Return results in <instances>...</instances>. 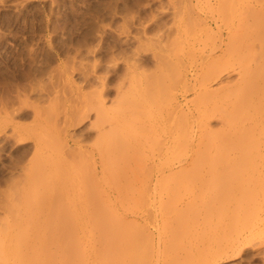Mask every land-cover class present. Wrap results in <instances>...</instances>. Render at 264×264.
Segmentation results:
<instances>
[{"label":"rangeland","instance_id":"374dc122","mask_svg":"<svg viewBox=\"0 0 264 264\" xmlns=\"http://www.w3.org/2000/svg\"><path fill=\"white\" fill-rule=\"evenodd\" d=\"M187 4H188V2H186V0H179V1L178 0H0V197H1L0 198V264H114V263L115 264H124V263H126V261H124V260H126L125 255L127 254L126 253L127 251L125 250V253H126L125 254L123 252L124 250L122 251V248L124 249L126 247V245H128L127 248H130L131 244L129 243L130 244V246H129V244H127V243L130 241L132 243V240L133 241L135 240V242H133V246L131 249L133 252H131L130 249H128V252L131 253L133 256H134V253L137 252L135 254L137 256L136 259L137 260L139 258L142 259L141 261H139V263L136 261L137 263H135V264H140V262H141V264H144V263L145 264H161V263L162 264H168V263L169 264H180L181 262H182V264H196L198 261L199 262L197 264H206V261L204 263L203 257L205 259L206 256H204V255H206L205 253H207V249H209L208 248L209 247V245H208L209 244V240H208L209 239L208 238L209 230L207 229L209 227V225L207 223H209V222H207L208 219H206L208 217V213H207L208 209L206 210V208H204L205 206L208 208V206L204 202H206L208 194L209 193L211 194V191L214 192V190L215 189L218 190V188L220 190V189L224 188L225 185H227V183H229L228 185L230 186L231 181L229 182L226 179V176H224L222 179L223 180L226 179V181L220 180L221 182H223V183H221L222 185H220V181L218 179H216V178L213 179L212 177H208L206 173H203L205 169H202L203 172H201V174L199 173L198 176H197V174L201 169L199 171L196 170L194 172L190 171V170L188 172L187 169L185 172L184 170L183 171L179 170L178 167H175L174 170L168 169V170H166L162 173H159L157 175L158 179L159 178L160 179H159V181H156V185H158V186L155 185V191L150 189V188H152V186H150V188H148L146 190V188L149 187L148 185H153V183L150 181V178H149V176L151 174L146 173V172H145L146 175H144L145 174L144 172L139 174L138 173L139 170H138L136 172V175L138 173L139 177L136 178L134 176L136 170H133L134 173L131 172L132 170L131 171L128 170V173H126V174L128 175L130 173L129 178L131 180L130 181L131 184H129V182L126 183L125 181H124V183H126V185L127 184L131 185L130 188H133V191L129 190V191H127V193L131 191L130 193L133 195H131L130 193H128V194L126 193L128 195V198L126 197L127 200L125 199L126 201H123L122 204L110 205V203L109 204L108 203H106V204L102 203V204H97V205L92 204L93 206H91L90 204H86L84 202H82V203L78 202L77 203V202L73 201L74 202L73 203L70 201L68 203V201H66L67 204L64 202L63 204L62 203L61 204L60 203H57V204L54 203V205H53V203L50 204L49 202H40V201H36L34 199H33V202L32 201L26 202L27 200L22 202L23 200L19 201V199H17V198H16L17 200H15L16 203L13 202L14 201L13 196H16L18 194H19L18 197L19 196L24 197V194H26L27 198L30 195L32 198L34 196H35L34 198H37L36 197L37 193H39L38 195L41 196L44 193H48V192L50 193L51 191H54L53 189L58 187V186H56V184L57 185L60 184L59 185L60 187L62 185H64V183L57 182L58 179L60 178V174H59L60 168L56 163L55 164H53V163L48 164L49 166H47V167L50 169V171L48 168H46L45 172L41 173V174L40 173L38 174L34 171L35 170L34 167H36L39 164L36 162H40V160H39V156H36L35 154H33L34 148L32 149V147H34L33 146V144H34V139H33L34 135L33 134L35 131H36L35 134H37V135H39L37 132H41L40 133L41 137H43L45 135L43 137L45 144L43 141V143H42L43 145H41L40 148L38 149L40 151V153H41L42 149H43V151H45V149L48 150L49 146L50 147H51V145L55 146V144H54V143H56V142H54L55 139L52 138V137H54L53 136L54 134L50 135L49 132L51 133L52 131L50 130V128L46 129V127L48 126V124H51L53 122L51 120H54V118L56 116H58V117L63 116L62 118H64L65 117L64 115L68 114L71 110V109H68L70 107L69 105H71L70 108L74 107L76 109L81 110L80 113H83L82 111L85 110V109L83 110L84 106H87L86 110L89 106L90 110L89 109L88 110L90 112H89L88 117L86 116V118H83V120L79 118L80 119L79 122L76 123L75 125H71V127L69 129H71L70 132H72V130H73L75 138L79 139V142L81 144H85V145L90 146V147H92V145L95 144L96 141H94V140H97V137H96L97 128H95V126L97 125V123L93 124L94 122H90V121H95V118H94L95 114H93L95 112H93V110H91V105L92 104L94 105V103L97 102V100L95 98L97 96V95L95 96V94H96L95 91L101 89V88H99V86L101 83L100 81L103 80L102 77H105L103 82H105V84H106V88L102 90V91H104L103 96H106L105 98L102 96V98H104L107 102L105 105L109 106V104H110V105H114V106L117 105L118 106L119 104L121 105V103H124V102H121V103L119 102L116 104L117 100L119 101L117 95L120 96V94L124 93V92H122V90L125 91L126 87L130 86L129 85L130 83H128L129 86H124V84H125L124 81L126 82L125 85H127V82H130L129 76H126L127 72H125V71L128 70V67H127V65L129 66L128 63L133 62V60H134L133 57H135V60H136V62H133V63L140 65V66L136 65L137 70L139 71L142 69L143 72L145 71V73H147L148 71L151 72L152 70H154V68H155V71H157V68H156L157 65H155V63H156V59H158V55L156 54V56H157V58H156L153 55L154 52L160 53V55L165 56V58H168L171 56L170 58H168V59H170V62L172 63L175 60L176 62H175V64L173 63V65H176L178 63L174 67L181 66V67H179V69H181V68L185 69L186 67H187V69H191L190 68V67H192L191 64L194 63V61H195L194 59H195V57L197 58L198 55L195 51H191L189 49H188L189 51L193 52V55L191 54L192 57L188 55L191 52L189 53V51L187 50L188 47H186L187 46L186 41L189 38L194 36V34H193L194 31L196 32V33L195 32L194 33H195V35L197 34L198 39H201L206 35L208 36L209 34L205 35L204 32H203L204 36H203L202 32L200 33V30L202 28L201 24H203V22L201 21V18H202V20L205 19L206 16H208L209 18H212L213 15H218L217 13L218 12L220 13V11L222 9L220 8L221 6H219V3L217 4L215 2V0H213V1L212 0H206V1L205 0H193V2L191 4H188V6L192 5L191 8H193L192 14L189 15L190 13L184 12L187 9H189V7L186 6ZM217 6L219 7L220 11H218ZM180 10H182V13L180 12ZM189 11H190V9H189ZM175 12L176 13L180 12L181 13V14H179L180 16L179 15L177 16V14H175ZM193 13H194V15H193ZM186 14H188L189 16ZM174 15H176V17ZM195 16L196 17L198 16V17L194 18ZM178 17H181V18L179 19ZM198 18L200 20L197 21ZM209 18H206V19H209ZM178 19H179V21H178ZM194 19H196V21ZM198 22H199V24H198ZM199 26H200V29H199ZM162 27H164V28H162ZM197 30L199 31L198 33H197ZM170 31H172V32H170ZM174 31H175V33H174ZM188 32H189V34H193L192 36L190 35L189 38L187 37L189 35ZM199 34H200V36H199ZM169 35L172 38H170ZM185 37H187V38H185ZM212 37H214V36L212 35ZM204 38L207 39V37H204ZM209 38L207 40H205L207 42V45L210 44L209 42H211V40L213 41V39H211V38L209 39ZM135 39H137L140 42L135 41ZM175 39L177 41L175 42V44H173ZM185 39H186V41H185ZM263 39H264V37H263ZM141 41H142V43H141ZM143 41H144V43H143ZM167 41H168V43H167ZM170 41H172V42H170ZM200 41H198V44L196 43V45L199 46V44L202 43L201 47L207 46V45H203V42H205V41H203V40H202L203 42L202 41L200 42ZM176 43L179 45H177ZM168 44H169V46H172L174 48L169 47ZM160 47H161V49H160ZM176 47L177 48L182 47L183 50H182V48H181V50L178 49V53L176 52V54H175V51H177ZM263 48H264V45H263ZM247 49H249V48H247ZM192 50H194V49H192ZM256 50H257L256 52H258V47ZM134 51H135V54H134ZM130 52H131V54H130ZM132 55H133V57H132L133 60L131 59L132 61L129 62ZM178 55L180 56L179 57L180 59L177 57ZM256 55H259V56H256L257 60L255 63H257L260 60L259 63H263L261 65L264 68V62L261 61L262 58H263L262 60L264 61V55L261 54L262 58H261L259 53ZM193 56H195V57L193 58ZM174 57H176L177 59H175ZM171 59H172V61H171ZM190 59H192L193 62H191ZM178 60H180V61L178 62ZM157 63H158V61H157ZM218 63H221V62L218 61ZM218 63H216V65H218ZM184 64H186L185 67H184ZM261 65L258 67L260 70L262 68ZM125 67H127V68H125ZM138 67H140V68H138ZM146 67H147V69H146ZM258 68H257V74L260 73V70ZM177 69H178V67H177ZM177 69L175 68L174 70H177ZM231 70H233V69H231ZM231 70L227 71V72H229V74L227 72L223 71V73H221V75L218 78L212 80L209 83L210 88L211 87H213L214 89L216 88L217 90H220L222 93L219 91L220 93L218 92L217 94H214V97L213 96H212V98L208 97L209 102L208 101L205 102V100L207 99L206 97H205L206 99H202V101H201V98H199V100H197L198 103L201 101V103L204 104V102H205L204 105L207 106V107H205L206 109L211 107V108H209V109H211L210 111H209V109L207 110L208 112L216 110L215 111L216 114H214L213 118L210 119L209 125H208L209 127L211 125L213 127V128L211 127L212 128V132H211L212 134L210 132H208V136L206 135L207 133L205 134V136L209 137V139L211 138L210 139L211 141H209L207 143L205 142L206 149H205V147H204L205 150L202 148L203 149L202 153H205V152L207 153V151H209V150L211 152L216 153L217 151L215 149L221 150V152L224 151V153H225L227 150V149L225 150V148H228V146H229V148L234 149V150L229 149L228 151L237 152V153H238V151H245L247 148H246V146H243V145H247V144L246 143H244V144L240 143L241 140H243V138L245 139L244 142L247 140H248L247 143L249 142L247 147L249 146V144H251L250 147L253 146V148L255 149V147H257V146H254L256 142H257L256 145H258V146L260 145V142H262L264 145V137H263L264 136V134H263L264 133V120L259 121V123H257L258 121L254 122V123L252 121H245L244 120L245 123L242 121V116L244 117L246 111L244 112V110H243L244 108H240L239 105H237L239 103H237L236 99H234V96L240 91V88H239L240 85L239 84L237 85L239 89L235 85V83H236L235 80H236V78L240 77V75L238 73L235 75L236 71H234L232 73ZM96 72H97V74H96ZM141 72H140V75L143 76L144 73H141ZM261 72H262L261 76L263 77L264 76V70L262 69ZM255 73H256V71H255ZM123 74H125V75H123ZM98 75H99V77H97ZM120 75H121L122 79H121ZM252 75H253V73H252ZM83 76H85V78ZM138 76H139V74H138ZM201 76H204V75H200L199 78ZM127 77H128L127 80H129V81L126 80ZM262 77H260V78L263 79ZM100 78H102V79H100ZM227 78L229 80H226ZM230 80H232L235 83H233L232 81L228 82ZM119 81H121V82H119ZM175 82H177V81H175ZM227 83H229V84L231 83L233 86V90L235 89L236 91L235 90H234L235 92L232 90L230 91V89H232V88H229V89H226V91H225L226 93L224 94L223 89L222 90L218 89V88H221L222 85L227 84ZM173 84H174V87L176 86V90H174V88L172 90L175 91L177 94H179L177 99L180 98L179 99L180 101H183V99H186V100L190 99L191 100L192 98L193 99L195 98V94H194L195 91L194 90H190V91L186 92L185 96H182V95H180L181 92H179V90H178L179 85H177V83H174V82H173ZM119 85H120L121 89H120ZM122 86H124V87H122ZM118 87H119V89H118ZM123 88H125V89H123ZM227 92L228 93L233 92L232 94L230 93L232 96H230V94H228L229 96L226 95ZM239 93L237 95H239ZM241 94H242V92H241ZM226 96H227V98H225ZM236 96H235V98H236ZM51 97H53V99ZM123 97H124V95H123ZM123 97L122 96L119 97V98H121L120 99L121 101H122ZM202 98H204V97H202ZM230 98H231V101H229ZM47 99H49V100H47ZM94 99L96 100V102H94ZM105 100H104V102H105ZM111 100H113V101L116 100V101L113 102ZM124 100H125V98H124ZM224 100L225 101L228 100V104H226L224 102ZM216 104H217V107H216ZM218 104L220 105L221 108L219 107ZM36 105H37V107L39 106L40 109L37 108ZM123 105H125V104H123ZM224 106H226V108H223ZM251 106H252V104L250 106L248 104L247 106H242V107H245L246 108L245 110L249 111L248 112V114H249L251 109L253 110V108H251ZM34 107H36L37 109ZM55 107H56V109H55ZM78 107H80L82 109H80ZM227 107L229 109L231 108L230 110L232 112L230 110H229V112L226 111L229 113V116L228 115H227L228 117L225 116V118H228L227 120L226 119L225 120L226 121L229 120V121H228V123L225 122V124H224L223 119L219 118V116L217 117L216 115L219 114L217 111L221 110L222 108L224 110L225 109L227 110ZM252 107H254V106H252ZM43 108H44V110H43ZM213 108H214V110H213ZM218 108H220V109L218 110ZM45 109L47 112L45 111ZM47 109L48 110L50 109L52 113L50 114L49 113L50 110L48 111ZM62 109L64 111H62ZM241 109H242V112L244 115H242L241 112L238 113ZM262 109H264V108L262 107ZM37 110L39 111V113ZM79 110H75V109L72 110L71 112H72L73 116L74 115L76 116V114H74V113L78 114ZM66 111H67V113L64 114ZM221 111H220V113H223V110H221ZM32 112L33 113L35 112V113L32 114ZM45 112L47 113V115ZM262 112H260V114ZM193 113H194L193 117L192 116H190V117L192 120L195 116V118L192 121L196 123V121H197L196 111ZM213 113L214 112H212V114ZM41 114H43L44 116ZM54 114H56L55 117H54ZM34 115H36V117ZM50 115L52 116V118H50V120H49ZM225 115H226V113H225ZM240 115H242V116H240ZM11 116H12V118H10ZM39 116H41V117H39ZM46 116H48V117H46ZM262 116H264V113ZM8 118H9V120H8ZM46 118H48V119H46ZM35 119H36V121H35ZM178 119L180 122H182V121L184 122V120H185L184 119L181 121L182 118H178ZM219 119H222V121ZM74 120H75V118H74ZM74 120H73V122H74ZM77 120H78V118H77ZM77 120H76V122H77ZM240 121H242L241 124H243V126L240 124ZM30 122H32V123H30ZM39 122L42 123L43 126ZM47 122H49V123H47ZM250 122L254 124L253 125L254 127L250 126L249 130L250 129L251 130L249 131L248 128H246V126H249ZM35 123H39V124H35ZM90 124H92V125H90ZM250 125H252V124H250ZM12 126L17 127V128L13 129ZM28 126L31 129L28 128ZM40 126H42V127L40 128ZM221 127H222V129H221ZM240 127H242V128L240 129ZM243 127H244V130L246 129L245 133L243 131ZM195 128H198V126L195 125L194 129ZM258 128L260 129L259 132L256 131ZM39 129L40 130L43 129V130L40 131ZM223 129H225L224 132H222ZM254 129H255V131H254ZM208 130H210V129H208ZM241 130H242V132H241ZM261 130H263V131H261ZM43 131L44 132L46 131L47 134H45ZM219 132L221 133V135ZM237 132H238V134H237ZM213 133H215L216 135H214ZM255 133H257L259 136L256 135ZM80 134H81V136H80ZM240 134L242 137L238 136ZM245 134H246V138H245ZM15 135L18 138H16ZM20 135H22V137H20ZM93 135H94V137H93ZM187 135H188V133L183 135V136H187ZM212 135H213V138H212ZM252 135H254V136H252ZM49 136H51L50 139H49ZM110 136L108 137L109 139H110ZM155 136H157V135H155ZM181 136H182V133H181ZM222 136L224 138H226V140L228 137V140H230V141L227 140L228 142L226 141L227 143H225L224 142L225 140L223 139ZM47 138H48V140H45ZM105 138L107 139V136L103 137L102 139L104 140ZM217 138L219 140H221V139L223 140V141H219L220 145L218 147H220V146L223 147V146H225L224 144H227L225 148H221V147H220V149H218V147L216 148L217 145L215 142L217 141L216 140ZM235 138H236V140H235ZM52 139H53V141H52ZM183 139H184V137H183ZM254 139H256V142ZM156 140L157 139L155 138L154 142H156ZM208 140H206V141H208ZM233 140H235V141H233ZM238 140H239V143L241 144V145L238 144L239 147L243 146V147H245L244 148L245 150L243 149V147L242 148L240 147L241 149L238 150L239 149L238 146L235 145V143ZM104 141H107V140H104ZM183 141H184V144H186V141L185 140H183ZM183 141L181 140L179 143L183 144ZM212 141H215L214 142L215 144L211 143ZM72 142L73 141L71 140L70 143L73 146L74 144ZM89 142H91V143H89ZM157 143H159V142H157ZM160 143H162V142L160 141ZM160 143L157 145L155 144V146L154 145L152 146V144H151V146H149V147L152 148V149L150 148L151 150L155 151L156 147L158 145H160ZM179 143H177V144L175 143V145H177L176 147L178 149H175V151L173 153H170V155L172 157L168 154L167 158H166V156L159 158V159H162L161 160L162 163H166V164L168 163L169 164L170 162L177 160V158L181 154V151H183L184 147H186V145H184V144L179 145V147H178ZM208 143H209V146H208ZM210 143L213 144L214 146L212 145L213 147H211ZM230 143H232V144H230ZM233 143L236 147H234ZM262 143H261V145H262ZM203 145H202V147H203ZM147 146H146L145 152L150 153V151H149L150 149L147 151ZM209 147H211V148L208 149ZM214 147H215V149H214ZM27 148H29V149H27ZM92 148L94 149V146ZM212 148L214 150H212ZM236 148H237V150H236ZM26 150H27V152H25ZM253 151L254 150L252 149V147L250 148L249 152L246 150V152H248L249 154ZM40 153H38V154H40ZM241 153H243V152H241ZM150 155L151 154H149V156ZM173 155H176V156H173ZM19 156L20 157L23 156V157L20 158ZM35 157H36V159H35ZM50 157H52V155ZM50 157L48 156V158H50ZM18 158L20 159L21 162L19 161ZM85 159H87V160H85ZM91 159L93 161L92 156L90 158L89 155L86 158H82V157L79 158L80 161L78 160L76 163H74L76 165H74L72 167V170L69 169L70 171H68V173H70L72 171L70 174H74V173L77 174L78 172L80 174H82L86 170L88 172V169L90 171V168L93 169V164L92 165L90 164L92 162ZM159 159H157V161ZM146 161H150V160L147 159ZM159 163H160V160H159ZM175 163H177V162H175ZM85 165H87V166H85ZM82 166H85L86 168L89 167V168L86 169L84 167L85 170H83ZM90 166H92V167H90ZM112 168L116 169L115 167H112ZM112 168L109 167V169H111V170L108 169V172L112 171L113 170ZM177 169H178V171H177ZM22 172H24V173H22ZM34 172H35V174H34ZM114 172L112 174L111 173L109 174L106 171L105 172L106 175H104L105 178L106 179H110V178L114 179L116 177ZM118 172H120L121 176H122L123 170H122V172L120 170ZM195 172H197V173H195ZM131 173H133V175ZM126 174H125V176H126ZM190 174L194 175V177ZM202 174H203V176H202ZM35 175L38 179H36ZM107 175H110V176L112 175V177L109 178V176H107ZM113 175H115V177ZM236 175H238V174H236ZM118 176H119V180L123 181V178L125 176L123 175L124 177H121L122 179L120 178L119 173H118ZM140 176L141 177L143 176V177H142V179H139L140 180L139 181L138 178H141ZM204 176L206 178H203ZM145 177H147V178H145ZM198 177H199V179H197ZM228 177H230L229 179L232 180V176H230V174H229V176L227 174V178ZM238 177H240V176H238ZM105 178L101 179V181H102V182H100L101 184H105V182L107 181V180L106 181L104 180ZM129 178L128 179L126 178V179L129 180ZM148 178H149V180H148ZM236 178H234L232 180V182H234V184L238 183V181H239V180L237 181ZM195 179H196V181H195ZM203 179H206V180L209 179L210 181L207 180L206 182H203ZM30 180H32L31 181V182H33L32 184L28 183ZM146 180H147V182H146ZM214 180H215V182L218 180L219 183L216 182L217 183L216 184L215 182H213ZM108 181L111 182V179ZM144 181L146 183H149L148 181H150V183L146 184V183H144ZM198 181L201 182L200 183L201 186L198 185V188H197L195 186H197V184H199ZM208 181H209V183H207ZM235 181H237V182H235ZM210 182L211 183L213 182L212 185L214 188L212 187ZM83 183H84V185H86L85 181ZM87 183H89V182H87ZM96 183L98 185L100 184L98 182H96ZM106 183H108V182H106ZM260 183L263 184L264 182H262V180H261ZM144 184H146V188H145V186H143ZM228 185H227V187H228ZM231 185H233V183H231ZM18 186L20 187L21 191L19 190ZM135 186H137V187H135ZM138 186L139 187L141 186L144 191L142 189L140 191L141 187L139 188ZM206 186L207 187L210 186V187H212V189L209 190V189H207ZM216 186H218V187H216ZM259 186H260V184L258 185V188L260 189L259 194L256 195L255 198L258 197V199H262L264 197L261 198L262 195L260 196V193H262L261 190L262 189L264 190V188L262 185H261L262 188ZM52 187H54V188H52ZM127 188H128V186H127ZM135 188L140 193H142L139 198H141L143 196V194L146 193V194H144V197L147 195L146 197H148L149 201H147L148 199L146 197L145 198L147 200L145 199L146 200V202L144 201L145 204H143L144 202L142 201V200H144V199H142L144 197L141 198L142 200H139V201L136 200L135 201V197H137V199H139L138 194L140 195V193L136 192ZM137 188H139V189H137ZM160 188L162 190H160ZM194 188L196 189V191ZM25 189L27 192L25 191ZM34 189H35V191H34ZM156 189H158L157 190L158 192L156 191ZM191 189H192L193 193L194 192L197 193L196 196L194 194V197H193V193L191 192ZM199 189L202 190L203 194H202V192H200L201 190H199ZM14 190H15V192H14ZM16 190H19L20 192L16 191ZM148 190L151 191L150 194H147ZM171 190H172V193H171ZM216 190H215V192H217ZM23 191H25V192H23ZM30 191H31V194H30ZM153 191L155 193L154 195L152 194ZM4 192H5V194H4ZM16 192H17V194H16ZM206 192H208V193H206ZM21 193L23 195H20ZM28 193H29V195H28ZM73 193L74 192H72V194ZM156 193L157 194L159 193L158 196ZM190 193H192V194H190ZM198 193H199V195H198ZM129 195L131 196V198ZM134 195H136V196H134ZM151 195L154 198V200L152 199ZM191 196L195 199V202L198 203L199 205L194 202V199L191 198ZM31 197H29V199ZM167 197H169V198H167ZM199 197L201 199H199ZM11 198H13V201H11ZM255 198L253 197L254 200H252V202L256 203L255 204L256 207L254 206V204H252L253 206L251 205V203H252L251 201H249L250 205L249 204L248 205L250 207H253L256 209L257 204H258V207L260 208L259 210L261 211V209L264 208L263 207L264 201H263V203H261L262 201L258 200V201H260V203H257V201H255V200H257V198L256 199ZM151 199H152V202H151ZM170 199H171V201L172 200H175V201L171 202ZM188 199H191V200H188ZM204 199H205V201H203ZM196 200L197 201L199 200L200 202L199 201L197 202ZM262 200H264V199H262ZM191 201H192V203H191ZM189 203L191 206H189ZM185 204L186 205L188 204V205L186 206ZM88 205H90V206H88ZM182 206L183 207L185 206V207L182 208ZM94 207H96V208H94ZM147 207L150 209H148ZM158 207H160V208H158ZM168 207H170V209ZM171 207H173V209ZM174 207H176V208H174ZM179 207H181V208H179ZM187 208H188V210H187ZM198 208H200L199 209L200 211L198 210ZM255 209H254V211L256 212L257 209L256 210ZM182 210H183V212H182ZM185 210H187V211H185ZM248 210H249V208H248ZM167 211H168V213H167ZM176 211L179 213H177ZM249 211H251L252 214L248 213L250 216L249 217L247 216V217H248V219L250 218V220H251V216L255 215L256 213L253 212L251 209ZM139 213H141V214H139ZM196 213H198V215ZM147 214H150V215H147ZM200 214H202L203 217L205 214L206 215L203 218V217H201L202 215H200ZM187 215H188V218H187ZM189 215H191L194 219H192V218L190 219L191 216H189ZM142 216H144V217H142ZM147 216H148V218H147ZM166 216L168 218H166ZM184 216H186L185 219L187 218L186 220L189 224L187 222H185L186 220H184ZM194 216L195 217L198 216V217H196L198 219H196ZM131 217L133 218V220H134V218H135V220L137 219V221H136L137 224H136L135 220H134L135 223H133V220H131L132 219ZM201 218H202V220L204 219L203 222H202ZM128 219H129V221H128ZM148 219H149V221H148ZM130 220L132 221L131 223H129ZM190 220H191V222H190ZM193 220L197 221V222H194ZM241 220H242V223H241L242 225H243V223L244 224H248V223L251 224L250 222H248L250 220H245V217H244V219H241ZM252 220H253V218H252ZM252 220H251V222H252ZM165 221H167V222H165ZM244 221L248 222V223H245ZM127 222L129 223V225ZM146 222H147V224H146ZM142 224L143 225L145 224V225L143 226ZM238 224H239V222H238ZM132 225H134V226H132ZM179 225L181 226V228L179 227ZM66 227L71 228L69 230L70 233H68L69 231L67 229H66V231H68V232H66V231L64 232V229ZM75 227H76V229H75ZM146 227H148V228L146 229ZM162 227L164 230L162 229ZM176 227H177V229H176ZM92 228H93V230H92ZM156 228H157V230H156ZM135 229H137V230L133 232V230H135ZM173 229L175 230V232ZM199 229L200 230L202 229V230L199 231ZM146 230H147V232H146ZM131 231L133 233H135L136 235L135 234L132 235ZM151 231L153 234H151ZM171 231H173L174 233ZM192 232H193V234H192ZM127 234L128 235L131 234L130 237H128ZM147 235H149V236H147ZM171 235H172V237H171ZM196 235H197V237H196ZM131 236H133V239L131 238ZM145 236L147 237L146 239H145ZM175 236H177V237H175ZM200 237H202V238H200ZM125 238H127V239H125ZM128 238H129V241H128ZM174 238H175V240H174ZM206 238H208L207 239L208 241H206ZM147 239H149V240L147 241ZM178 239H180V241ZM150 240H151V242L149 243ZM188 240L190 242V245H188L189 242H186ZM166 241H168V242H166ZM168 243H170V244H168ZM196 243H197V245H196ZM147 245H149V246H147ZM163 245H164L165 250L163 249ZM181 245H182V247H181ZM187 245H188L187 248L184 247V249H182L183 246H187ZM198 245L199 246L201 245L202 247L201 246L199 247ZM150 246H152V247H150ZM177 246H179L178 247L179 250H178ZM134 247L136 248V250ZM140 247H142V248H140ZM189 247H190V250L189 251L187 250V252H190L189 253L190 255L186 252V249H188ZM139 248L141 251L140 250L138 251ZM145 248H147V249H145ZM194 248H196V250ZM174 249H176V250H174ZM197 249H198L200 254L195 253V252H198ZM142 250L144 251V253ZM149 250L152 251L151 255H149L150 254ZM164 252H165V254H163ZM192 252L194 254H196L197 257H196V255H195V257L192 256V254H191ZM202 252H203V254H202ZM185 253H187V254H185ZM171 254H172V256H171ZM176 254H181V255L183 254V255L182 256L179 255V257H178ZM143 255L146 257L147 256H149V257L146 258ZM185 255H186V257H185ZM198 255H200V256H198ZM163 256H165V257H163ZM155 257H157V258H155ZM241 257H243V258H241ZM241 257H237L238 259L234 258V259L228 260L229 262L226 261V262L221 263V264H264V259L253 260L251 258L246 257L245 255H243ZM117 258H118V260H117ZM173 258L175 260H173ZM180 258H181V260H184V261H179ZM186 258H187V262H186ZM164 259H165V261H164ZM116 261L118 263H116ZM162 261H164V262H162Z\"/></svg>","mask_w":264,"mask_h":264},{"label":"bare ground","instance_id":"6f19581e","mask_svg":"<svg viewBox=\"0 0 264 264\" xmlns=\"http://www.w3.org/2000/svg\"><path fill=\"white\" fill-rule=\"evenodd\" d=\"M179 1V0H178ZM206 1V0H205ZM213 1V0H212ZM186 2H188V4H191L193 2V0H186ZM215 2L218 4L219 3V6H221L220 8L222 9L220 11L219 7H218V11H220V13L218 12L217 14L218 15H213L212 18H209L208 16H206V18H209V19H203L201 18V21L203 22V24H201L202 28L200 30V33L204 32V34H209L208 36H203L204 37H207V39L210 37L211 39H213V41L211 40V42H209L210 44L207 45V42L203 36V38L201 39H198L197 37V34L195 35V33L193 32L194 36L189 38V36L193 35V34H189L188 32V40L186 41L187 43V50H191V51H195L197 53V58L195 56H193V58L195 57V61L193 64H191L192 67H190L191 69H187V67L185 69L181 68L179 69V67L181 66H177V67H174L176 65H173V63L175 64V60L171 63L170 62V57L168 58H165V56H162L160 55V53H153V55L157 58L156 54L158 55V59H156V63L158 61V63L155 65H157V71H155V68L154 70H152L151 72L148 71L147 73H145V71L143 72V70H137L136 68V65L138 64H135L133 62H136L135 60V57H133V55L131 56L130 61L133 60V62L131 63H128L129 66L127 65L128 67V70L125 71L127 72V75L126 76H129V80L130 82H127V85L126 82L124 81V86H129V87H126L123 88L125 89L122 90V94H120V96L124 97L122 98V101L120 100L121 98H119L120 96L117 95L119 101L117 100L116 104L117 103H121V102H124V103H121V105L119 104L118 106H114V105H110L107 106L105 105L107 102L106 100L104 99L106 96H103L104 95V91H102L103 89L106 88V84L104 81L105 77H102L103 80H101L100 82V86L99 88H101L100 90H97L95 91V98L97 100L94 99V105L92 104L91 105V110H93V114H95V121H90V122H94L93 124H96L97 125L95 126V128H97V133H96V137H97V140H94L96 141L95 144H91L92 147L94 146V149L90 146H87L85 144H81L79 142V139L75 138L74 136V133H73V130L72 132H70L71 129H69L71 127V125H75L76 123L79 122L80 119L83 120V118H86V116L88 117L89 115V106L86 110V107L87 106H84L83 110L82 111L83 113H80L81 110L79 109H76L74 108L75 110H79L78 111V114L77 113H74L76 114V116L72 114V110H74L73 108H70L71 105H69L67 108L68 109H71L70 112L68 114L67 111L64 113L66 115H64L65 117L62 118L63 116H56V114H54V120H51L53 121L51 124H48V126L46 127V129L50 128V130L52 131L51 133L49 132V134L53 135L54 137H52L53 139H55L54 143L55 146L51 145V147L49 146L48 147V150L45 149V151H43V149L41 150V153L40 151L38 150L40 148L41 145H43V137H41V132H37L39 135L35 134L34 132V144L32 147V149L34 148V153L36 156H39V160L40 162H36V163H39L35 168V172L36 173H44L46 168H48L47 166H49L48 164L50 163H53V164H57L60 168V178L58 179L57 182H61V183H64V185H62L61 187L59 185L56 184V187L55 189H53L54 191H51L50 193H44L42 194L41 196L38 195L39 193L36 194V197L37 198H32L31 195L29 197H31L29 199V197L27 198V195L24 194V197L23 196H19L16 195V196H13L14 197V201H13V198H11V201L15 202V200L19 199V201L23 200L22 202H24L25 200H27L26 202H33V199L36 200V201H40V202H49L50 204L53 203H66V201H68V203L71 201H75V202H79V203H86V204H90L91 206L93 205H97V204H106V203H110V205H114V204H122L123 201H126V197L128 198V192L129 190H132L133 191V188H130L131 185V180H130V176L129 174L127 175L126 173H128V170L133 172V170H136L135 171V177H139L138 173L141 174L142 172H146V173H149L151 174L149 176L150 178V181L153 183V185H148L149 187L146 188V184H149L150 181H148L149 183H146L144 181V184L143 186H145L146 190L148 188H150V186H152V188H150L151 190H154L155 191V185H156V181H159L158 179V174L159 173H162L168 169H171V170H174L175 167H178L179 170H184L186 172V169L190 171H196V170H200L197 174V176L199 175V173L201 174L202 169H205L203 173H206L208 177H212L213 179L216 178L218 179L219 181L223 180L222 178L224 176H226V179L231 183H233V185H231L230 183V186L228 185L229 183H227V185H225L224 188L220 189L218 188V190H216L217 192H214L211 191V194L209 195L208 194V197L206 199V203L208 208L205 206L204 208H206V210L208 211V217L206 219H208L207 223L209 225V227L207 228L209 230V236L208 238H206V241L209 240V249H207V253H205L206 256L205 259L203 257V260H204V263L206 261V264H221V263H224L228 260H231V259H234V258H237V257H241L243 255H245L246 257L248 258H251L253 260H262L264 259V208L261 209V211L259 210L260 208L258 207V204H257V211L255 212L253 207H250L249 205V201L252 202L253 197L255 198L256 195L259 194V188H258V185L260 184L259 187L264 188V183L261 184V180L262 182H264V145L262 142H260V145H256V139L255 140V145L254 146H257L255 147V149L252 147V149L254 150L253 152H251L250 154L248 153L250 151V145L247 147L248 143L247 141L244 142V138L243 140H241L240 143H246L247 145H243V146H246V150L248 152H246V150L244 149L245 147L243 146H240L241 148L243 147V149L245 151H238L237 152H232V151H228L229 149V146L228 148H225L227 144H223L225 146L221 147V148H225L226 152L224 153L221 152V150H217L214 149L218 152L214 153V152H211L210 150L207 151V153H202L204 147L206 149V146H205V142H209L211 141L209 139L208 136V132H212V125L209 127V121L211 118H213V115L216 114L215 111H211V112H208L207 110L211 107H209L208 109H206L204 104L205 102H207L209 100V98H212V96L214 97V94H217L220 90H217L216 88L214 89L213 87L210 88V82L216 78H218L221 73L224 72H227L228 70L232 71V73L234 71L235 72V75L238 73L240 75V77L236 78L235 82H233L232 80L228 81V82H233L235 83V85L237 86L238 84L240 85L239 88H240V91L241 92L239 93V95H236V98L234 96V99H236V102L239 103L237 105H239L240 108H244V112L246 111L245 115L243 114L242 112V109L238 112V113H242V115H244V117L242 115V121L244 122L245 121H252L253 123L254 122H257L259 123V121H263L264 120V116L263 113H264V109H262V107L264 108V76L262 77V72L261 70L263 68V66L261 64L263 63H259V61L257 63L256 60V56H259V55H256V54H261L264 55V48H263V37H264V0H215ZM179 3V2H178ZM188 4L186 5L187 7H189V9H185L186 11H184L185 13H190L189 15L192 14V9L191 6L192 5H189ZM215 4V3H214ZM176 5V4H175ZM178 5V4H177ZM195 5V4H194ZM185 6V5H184ZM185 6V7H186ZM216 6V5H215ZM216 7V8H217ZM181 8V7H180ZM177 12V11H176ZM177 16L179 14L182 13V10H180V12L176 13ZM216 12V11H215ZM196 14V13H195ZM213 14V13H212ZM211 14V15H212ZM185 15V14H184ZM188 15V14H186ZM188 15V16H189ZM194 15V13H193ZM197 15V14H196ZM176 17V15H174ZM180 16V15H179ZM182 17V16H181ZM181 17H178L179 19ZM185 17V16H184ZM198 17V16H197ZM196 16L194 18H197ZM173 18V17H172ZM191 18V17H190ZM178 19V21H179ZM189 19V18H188ZM193 19V18H192ZM174 20V19H173ZM196 21V19H194ZM200 20L199 18L197 19V21ZM194 21V22H195ZM181 22V21H180ZM165 23V22H164ZM167 23V22H166ZM199 24V22H198ZM129 28V27H128ZM164 28V27H162ZM170 28V27H169ZM199 29H200V26H199ZM198 29V30H199ZM167 30V29H166ZM165 30V31H166ZM191 30V29H190ZM197 30V33L199 32ZM130 31V30H129ZM176 31V30H175ZM174 31V33H175ZM127 32V31H126ZM172 32V31H170ZM132 33V32H131ZM179 33V32H178ZM134 34V33H133ZM173 34V33H172ZM171 34V35H172ZM211 34V35H210ZM135 35V34H134ZM133 35V36H134ZM212 35L214 37H212ZM160 36V35H159ZM170 36V35H169ZM175 36V35H174ZM196 36V37H195ZM200 36V34H199ZM185 37V38H187ZM195 37V38H194ZM170 38H172L170 36ZM198 40H197V39ZM209 38V39H210ZM167 39V38H166ZM174 39V38H173ZM171 40V39H170ZM180 40V39H179ZM205 41L203 42V45H207V46H202V43L198 45H196V43L198 44V41ZM135 41H138L137 39H135ZM173 41V40H172ZM170 41V42H172ZM177 40L175 39L174 43L176 42ZM200 41V42H201ZM140 42V41H138ZM180 42V41H179ZM199 42V43H200ZM142 43V41H141ZM144 43V41H143ZM168 43V41H167ZM205 43V44H204ZM140 44V43H139ZM138 44V45H139ZM171 44V43H170ZM177 44V43H176ZM181 44V43H180ZM263 44V45H262ZM143 45V44H142ZM179 45V44H177ZM135 46V45H134ZM169 46V44H168ZM176 46V45H175ZM182 46V45H181ZM198 46V47H197ZM169 47H172V46H169ZM178 47V46H177ZM176 47V50L175 51V54L176 52L178 53V49L181 50V48H177ZM257 47H258V52H256L257 50ZM134 48V47H133ZM174 48V47H172ZM171 48V49H172ZM249 48V49H247ZM135 49V48H134ZM161 49V47H160ZM159 49V50H160ZM164 49V48H163ZM169 49V48H168ZM194 49V50H192ZM175 50V49H174ZM179 50V51H180ZM183 50V48H182ZM188 50V51H189ZM136 51V50H135ZM135 51H134V54H135ZM189 51V53L191 52ZM153 52V51H152ZM159 52V51H158ZM165 52V51H164ZM169 52V51H168ZM194 52V53H195ZM129 54V53H128ZM131 54V52H130ZM137 54V53H136ZM166 54V53H165ZM174 54V55H175ZM193 55V52H191L190 54H188L189 56L192 57ZM168 55V54H167ZM166 55V56H167ZM183 55V54H182ZM152 56V55H151ZM153 56V57H154ZM161 56V57H160ZM176 56V55H175ZM133 57V58H132ZM178 58L180 57L179 55L177 56ZM187 57V56H186ZM126 58V57H125ZM129 58V57H128ZM175 59H177L176 57H174ZM192 58V59H193ZM259 58V57H258ZM262 58V56H261ZM132 59V60H131ZM153 59V58H152ZM180 59V58H179ZM191 60V62H193ZM263 59V58H262ZM261 59L262 62H264L263 60ZM172 61V59H171ZM180 60H178L179 62ZM218 61H220L221 63H218ZM155 62V61H154ZM216 63H218V65H216ZM180 64V63H179ZM183 64V63H182ZM186 64H184V67H185ZM220 65V66H219ZM262 66L261 70L258 68L259 66ZM140 66V65H138ZM183 66V65H182ZM125 67V68H127ZM143 67V66H142ZM154 67V66H153ZM152 67V68H153ZM189 67V66H188ZM88 68V67H87ZM124 68V69H125ZM140 68V67H138ZM150 68V67H149ZM177 69V70H174V69ZM257 68L260 70V73L257 74ZM147 69V67H146ZM258 70V71H259ZM124 71V70H123ZM142 71V72H141ZM154 71V72H153ZM256 71V73H255ZM140 72L141 73H144L143 76L140 75ZM253 75H252V73ZM95 73V72H94ZM229 74V72H227ZM251 73V74H250ZM97 74V72H96ZM126 74V73H125ZM123 74V75H125ZM139 74V76H138ZM227 74V75H228ZM122 75V76H123ZM200 75H204V76H201L199 78ZM224 75V74H223ZM85 78V76H83ZM99 77V75L97 76ZM121 77V75H120ZM124 77V76H123ZM222 77V76H221ZM231 77V76H230ZM260 77H262L263 79H261ZM100 78V79H102ZM229 78V77H228ZM226 79V80H229V79ZM97 79V78H96ZM122 79V77H121ZM120 79V80H121ZM128 79V77L126 78V80ZM225 79V78H224ZM231 79V78H230ZM127 80V81H129ZM177 81V82H175ZM218 81V80H217ZM224 81V80H223ZM91 82V81H90ZM121 82V81H119ZM174 83H177V85H179V92H181L180 95L182 96H185L186 92L190 91V90H194L195 91V98L193 99H183V101H180L178 98V95L175 91H173L172 89L174 88V90H176V86L174 87ZM128 83H130L128 85ZM220 83V82H219ZM226 83V82H225ZM105 84V85H104ZM122 84V83H121ZM176 85V84H175ZM109 86V85H108ZM107 86V87H108ZM122 86V87H124ZM232 84L230 83H227V84H224L221 86V88H218V89H223V92L224 94L226 93V89H229V88H232L230 89V91H234L233 90V86ZM120 87V85H119ZM118 87V89H119ZM178 87V86H177ZM98 88V89H99ZM129 88V89H128ZM238 88V86H237ZM238 88V89H239ZM109 89V88H108ZM121 89V87H120ZM96 90V89H95ZM127 90V91H126ZM121 91V90H120ZM236 91V90H235ZM234 91V92H235ZM221 92V91H220ZM219 92V93H220ZM222 93V92H221ZM231 94L233 92H230ZM227 92L226 95L230 94ZM106 94V93H105ZM230 94V96H232ZM241 94V95H240ZM102 96L104 98H102ZM116 96V95H115ZM229 96V95H228ZM204 97V98H202ZM207 99H206V98ZM209 97V98H208ZM53 99V97H51ZM125 98V100H124ZM184 98V97H183ZM199 98H201V101L202 99H206L204 104L201 103V101L198 103L197 100H199ZM227 98V96L225 97ZM229 98V97H228ZM107 99V98H106ZM116 99V98H115ZM233 99V98H232ZM238 99V100H237ZM49 100V99H47ZM105 100V102H104ZM113 101V100H111ZM116 100H114L113 102H115ZM231 101V98L230 100ZM209 102V101H208ZM224 102L226 104H228V100H224ZM112 103V102H111ZM114 104V103H113ZM125 104V105H123ZM194 104V105H193ZM221 104V103H220ZM225 104V105H226ZM249 104V106L252 104V107L253 110L251 109L250 113L248 114L249 111L245 110L246 108L245 107H242V106H247ZM219 105V104H218ZM241 105V106H240ZM194 106V107H193ZM257 106V107H256ZM37 107V105H36ZM34 107V108H36ZM44 107V106H43ZM83 107V106H82ZM115 107V108H114ZM213 107V106H212ZM215 107V106H214ZM216 107H217V104H216ZM220 107V105H219ZM230 107V106H229ZM27 108V107H26ZM33 108V109H34ZM39 108V106L37 107ZM36 108V109H37ZM60 108V107H59ZM80 108V107H78ZM221 108V107H220ZM218 108V110L220 109ZM223 108H226V106H224ZM221 109L223 110V113H220L221 110L217 111L219 114H217L216 116L219 118H222L223 119V122L225 124V122L228 123V121H226L228 118H225L229 116V109L227 107V110L225 109ZM35 109V110H36ZM40 109V108H39ZM53 109V108H52ZM56 109V107H55ZM65 109V108H64ZM82 109V108H80ZM89 109V110H88ZM233 109V108H232ZM44 110V108H43ZM48 110V109H47ZM50 110V109H49ZM48 110V111H49ZM61 110V109H60ZM59 110V111H60ZM211 109H209L210 111ZM214 110V108H213ZM260 110V111H259ZM38 111V110H37ZM46 111V109H45ZM62 111H64L62 109ZM196 111V123L193 122L191 120V117H193L194 113ZM228 111V112H226ZM231 111V110H230ZM263 111V112H262ZM36 112V111H35ZM34 112V113H35ZM42 112V111H41ZM47 112V111H46ZM45 112V113H46ZM58 112V111H57ZM212 112H214L212 114ZM222 112V111H221ZM226 115H225V113ZM232 112V111H231ZM252 112V113H251ZM260 112H262L260 114ZM32 112V114H34ZM39 113V111H38ZM49 113L51 114V110L49 111ZM48 113V114H49ZM61 113V112H60ZM148 113V114H147ZM236 113V112H235ZM22 114V113H21ZM37 114V113H36ZM62 114V113H61ZM82 114V115H81ZM91 114V113H90ZM224 114V115H223ZM232 114V113H231ZM43 115V114H41ZM47 115V113H46ZM80 115V116H79ZM228 115V116H227ZM13 116V115H12ZM12 116L10 118H12ZM36 117V115H34ZM44 116V115H43ZM51 116V115H50ZM49 116V120L50 118H52V116L50 117ZM78 116V117H77ZM236 116V115H235ZM41 117V116H39ZM48 117V116H46ZM233 117V116H232ZM33 118V117H32ZM75 118V120H74ZM78 118V120H77ZM80 118V119H79ZM178 118H182V120H184V122H180ZM241 118V117H240ZM44 119V118H43ZM48 119V118H46ZM178 119V120H177ZM222 119H219L222 121ZM226 119V120H225ZM230 119V118H229ZM9 120V118H8ZM74 120V122H73ZM77 120V122H76ZM91 120V119H90ZM225 120V121H224ZM236 120V119H235ZM36 121V119H35ZM38 121V120H37ZM50 121V122H51ZM179 121V122H178ZM242 121H240V124L242 123ZM7 122V121H6ZM10 122V121H9ZM46 122V121H45ZM222 122V123H223ZM32 123V122H30ZM40 123V122H39ZM39 123H35V124H39ZM49 123V122H47ZM81 123V122H80ZM245 123V122H244ZM247 123V122H246ZM253 123H249V126H246V128H248L249 130V127L250 126H253L254 124ZM256 123V124H257ZM263 123V122H262ZM13 124V123H12ZM34 124V123H33ZM42 124V123H40ZM223 124V125H224ZM252 124V125H250ZM261 124V123H260ZM50 125V126H49ZM92 125V124H90ZM198 126V128H195L194 129V126ZM243 126V124H241ZM240 125V126H241ZM248 125V124H247ZM263 125V124H262ZM17 126V125H16ZM43 126V124H42ZM40 126V128L42 127ZM45 126V125H44ZM77 126V125H76ZM214 126V125H213ZM260 126V125H259ZM13 127V126H12ZM74 127V126H73ZM88 127V126H87ZM212 127V128H211ZM254 127V126H253ZM256 127V126H255ZM3 128V127H2ZM14 128H17V127H13ZM28 128H30L28 126ZM45 128V127H44ZM85 128V127H84ZM188 128V129H187ZM190 128V129H189ZM242 127H240L241 129ZM31 129V128H30ZM29 129V130H30ZM37 129V128H36ZM182 129V130H181ZM210 129V130H208ZM222 129V127H221ZM239 129V130H240ZM253 129V128H252ZM19 130V129H18ZM23 130V129H22ZM40 130V129H39ZM43 130V129H42ZM40 130V131H42ZM84 130V129H83ZM225 129H223L222 132H224ZM246 130V129H245ZM245 130H244V127H243V131L245 133ZM247 130V131H248ZM251 130V129H250ZM249 130V131H250ZM259 128L256 130L259 132ZM15 131V130H14ZM13 131V132H14ZM38 131V130H37ZM188 133L187 136H183L185 134H187L186 132ZM193 131V132H192ZM214 131V130H213ZM216 131V130H215ZM255 131V129H254ZM263 131V130H261ZM19 132V131H18ZM27 132V131H26ZM33 132V131H32ZM44 132V131H43ZM96 132V131H95ZM240 132V131H239ZM242 132V130H241ZM240 132V133H241ZM257 132V133H258ZM20 133V132H19ZM25 133V132H24ZM45 134L46 131L44 132ZM181 133H182V136H181ZM207 133V134H206ZM220 133V132H219ZM230 133V132H229ZM243 133V134H244ZM248 133V132H247ZM257 133H255L256 135H258ZM15 134V133H14ZM107 134V135H106ZM111 136H110V135ZM205 134L207 136H205ZM212 134V133H211ZM214 135H216L215 133H213ZM238 134V132H237ZM242 134V133H241ZM240 135V137H242ZM249 134V133H248ZM252 134V133H251ZM264 134V133H263ZM25 135V134H24ZM78 135V134H77ZM95 135V134H94ZM93 135V137H94ZM110 136V139L108 138ZM157 135V136H155ZM221 135V133H220ZM16 136V135H15ZM47 136V135H46ZM81 136V134H80ZM79 136V137H80ZM107 136V139L105 138L104 140H107V141H104L102 138ZM205 136V137H204ZM218 136V135H217ZM224 136V135H223ZM222 136V137H223ZM228 136V135H227ZM226 136V137H227ZM244 136V135H243ZM249 136V135H248ZM254 136V135H252ZM259 136V135H258ZM257 136V137H258ZM263 136V135H262ZM261 136V137H262ZM20 137H22V135H20ZM19 137V138H20ZM51 136H49V139H50ZM78 137V136H77ZM92 137V138H93ZM207 137V138H206ZM225 137V136H224ZM223 139L225 140L224 142L227 143L228 141V137H227V140L226 138ZM237 137V136H236ZM256 137V136H255ZM264 137V136H263ZM262 137V138H263ZM12 138V137H11ZM16 138H18L16 136ZM155 138L157 139L156 142L155 141ZM212 138H213V135H212ZM216 138V137H215ZM221 138V137H220ZM233 138V137H232ZM238 138V137H237ZM245 138H246V134H245ZM21 139V138H20ZM26 139V138H25ZM52 139V141H53ZM84 139V138H83ZM96 139V138H95ZM102 139V140H101ZM208 141H206V140ZM258 139V138H257ZM261 139V138H260ZM17 140V139H16ZM45 140H48L45 139ZM73 141L72 143L74 144L72 146V144L70 143V141ZM183 141L185 140L186 141V144H184V141H183V144L186 145V147H184V150L181 151V154L179 155V157L177 158V160L175 161H172L170 162L169 164L167 163H162V159H159L160 157L162 158L163 156L167 158V155L170 153H173L175 151V149H178L175 145V143H179L180 141ZM214 140V139H213ZM218 142H217V141ZM215 141H212L211 143L215 144L216 143V148L220 145L219 141H223L222 139L219 140L218 138L216 139ZM236 140V138H235ZM233 140V141H235ZM259 140V139H258ZM262 140V139H261ZM260 140V141H261ZM19 141V140H18ZM51 141V140H50ZM82 141V140H81ZM88 141V140H87ZM160 141L162 143H160ZM227 141V142H226ZM159 142L160 145H158L155 149V151L151 150L152 148L149 147L154 145L155 144H159L157 143ZM204 142V143H203ZM215 142V143H214ZM48 143V142H47ZM50 143V142H49ZM88 143V142H87ZM91 143V142H89ZM210 143V144H211ZM239 143V140L235 143L236 146H238V150H240L241 148L239 147L238 144ZM259 143V142H258ZM262 143V145H261ZM44 144H45V141H44ZM182 143H179L178 144V147L179 145H183ZM204 144V145H203ZM211 144L210 146L213 147L214 145ZM232 144V143H230ZM47 145V144H46ZM45 145V146H46ZM148 145V146H147ZM203 145V147H202ZM213 145V146H212ZM229 145V144H228ZM234 145V143H233ZM234 145V147H236ZM241 145V144H240ZM53 146V147H52ZM146 146H147V151L149 150L150 153H146ZM208 146H209V143H208ZM47 147V146H46ZM175 147V148H174ZM182 147V146H181ZM180 147V148H181ZM211 147H209L208 149H210ZM220 147H218V149H220ZM232 147V146H231ZM26 148V147H25ZM45 148V147H44ZM203 148V149H202ZM29 149V148H27ZM204 149V150H205ZM212 148V150H214ZM249 149V150H248ZM231 150H234L233 148ZM237 150V148H236ZM21 151V150H20ZM29 151V150H28ZM33 151V150H32ZM38 151V152H37ZM43 151V152H42ZM130 151V152H129ZM153 151V152H152ZM27 152V150L25 151ZM209 152V153H208ZM211 152V153H210ZM240 152V153H239ZM243 152V153H241ZM246 152V153H245ZM29 153V152H28ZM37 153V154H36ZM40 153V154H38ZM176 153V152H175ZM25 154V153H24ZM149 154H151L149 156ZM52 155V157H50ZM87 157L89 155V157L93 158V161L91 159V165L93 164V169L90 168V171H89V167L86 168L85 166H82L83 167V170L84 167L86 169H88V172L87 170L85 172H83L82 174H80L79 172L77 174H70L68 173V171L72 170V167L76 164L79 158H86L85 156ZM177 155V154H176ZM176 155H173V156H176ZM34 156V155H33ZM48 156L50 158H48ZM171 156V155H170ZM20 157V156H19ZM23 156H21L20 158H22ZM31 157V156H30ZM122 157V158H121ZM172 157V156H171ZM121 158V159H120ZM174 158V157H173ZM19 159V158H18ZM26 159V158H25ZM36 159V157H35ZM89 159V158H88ZM150 160V161H146V160ZM157 159L160 160V163H159V160L157 161ZM28 160V159H27ZM87 160V159H85ZM145 160V161H144ZM164 160V159H163ZM174 160V159H173ZM12 161V160H11ZM20 161V159H19ZM80 161V160H79ZM167 161V160H166ZM21 162V161H20ZM165 162V161H164ZM177 162V163H175ZM35 163V164H36ZM17 165V164H16ZM15 165V166H16ZM79 165V164H78ZM29 166V165H28ZM53 166V165H52ZM71 167V168H70ZM92 167V166H90ZM112 168V167H115L116 169L112 168L113 170L108 172V169ZM49 169V168H48ZM70 169V170H69ZM26 170V169H25ZM32 170V169H31ZM111 170V169H109ZM120 170L122 172L123 170V173H122V176H121V173L120 172H116V171ZM127 170V171H126ZM139 170V172L137 173L136 175V172ZM50 171V169H49ZM75 171V170H74ZM107 171V173H113L114 171V174L116 175H113L114 179L110 178L112 177V175H107L109 176V178L111 179V182L108 181L110 179H106L104 175L105 172ZM125 171V172H124ZM178 171V169H177ZM26 172V171H25ZM34 172V174H35ZM180 172V171H179ZM195 172V173H197ZM24 173V172H22ZM28 173V172H27ZM51 173V172H50ZM54 173V172H53ZM85 173V174H84ZM117 173V174H116ZM118 173L120 175V178L121 177H124L125 174L126 176L123 178V181L122 180H119V176H118ZM125 173V174H124ZM133 173H131L133 175ZM143 173V174H144ZM146 173L144 175H146ZM182 173V172H181ZM142 174V175H143ZM148 174V175H149ZM194 174V173H193ZM227 174L229 176H232V180L234 178L237 179L238 183H235L232 182L231 179H229L230 177L227 178ZM235 174V175H234ZM238 174V175H236ZM37 175V174H36ZM35 175V177H36ZM55 175V174H54ZM124 175V176H123ZM131 175V176H132ZM164 175V174H163ZM192 175V174H190ZM196 175V174H195ZM234 175V176H233ZM28 176V175H27ZM38 176V175H37ZM41 176V175H40ZM106 176V177H107ZM194 177V175H192ZM203 176V174H202ZM236 176V177H235ZM240 176V177H238ZM56 177V176H55ZM141 177V176H140ZM143 177V176H142ZM141 178H138L139 179H142ZM148 177V176H147ZM145 177V178H147ZM57 178V177H56ZM105 178L104 180L108 183L105 182V184H101L100 182L101 179ZM108 178V177H107ZM118 180H117V179ZM129 178V180L127 179ZM132 178V177H131ZM148 178V180H149ZM203 178H206L205 176ZM239 178V179H238ZM262 178V179H261ZM36 179H38L36 177ZM46 179V178H45ZM52 179V178H51ZM122 179V178H121ZM134 179V178H133ZM144 179V178H143ZM199 179V177L197 178ZM211 179V178H210ZM215 179V180H216ZM223 180V181H226ZM235 179V180H236ZM137 180V179H136ZM145 180V179H144ZM193 180V179H192ZM202 180V179H201ZM209 180V179H207ZM206 179H203V182H206L207 181ZM215 180L213 182H215ZM216 181L219 183V181ZM23 181V180H22ZM21 181V182H22ZM32 180H30L28 183L32 184L33 182H31ZM54 181V180H53ZM85 181V184L84 185V182ZM124 181L126 183L129 182V184L126 185V183H124ZM140 181V180H139ZM196 181V179H195ZM210 181V180H209ZM209 181L207 183H209ZM212 181V180H211ZM220 181V185H222ZM227 181V182H228ZM235 181V182H237ZM19 182V181H18ZM17 182V183H18ZM55 182V181H54ZM56 182V183H57ZM89 182V183H87ZM100 183L99 185L96 183ZM142 182V181H141ZM212 182V183H213ZM215 182V183H216ZM27 183V182H26ZM25 183V184H26ZM27 183V184H28ZM66 183V184H65ZM97 185H96V184ZM199 184H197V187L198 188V185H200L201 182L198 181ZM211 183V182H210ZM211 183V185H212ZM125 184V185H124ZM192 184V183H191ZM217 184V183H216ZM215 184V185H216ZM24 185V184H23ZM160 185V184H159ZM209 185V184H208ZM219 185V184H218ZM262 185V186H261ZM16 186V185H15ZM25 186V185H24ZM30 186V185H29ZM32 186V185H31ZM128 186V188H127ZM134 186V185H133ZM158 186V185H156ZM201 186V185H200ZM199 186V187H200ZM19 187V186H18ZM137 187V186H135ZM139 187V186H138ZM141 187V186H140ZM139 187V188H140ZM207 187V186H206ZM213 187V185H212ZM212 187H207V189H212ZM218 187V186H216ZM15 188V187H14ZM54 188V187H52ZM130 188V189H129ZM137 188V189H139ZM214 188V187H213ZM128 189V190H127ZM142 187L140 188V191H141ZM195 189V188H194ZM19 190H20V187H19ZM19 190H16V191H19ZM136 190V188H135ZM143 190V189H142ZM158 189H156L157 191ZM160 190H162L160 188ZM201 190V189H199ZM198 190V191H199ZM263 190V189H262ZM260 193V196L261 198L264 197V190ZM5 191V190H4ZM21 191V190H20ZM19 191V192H20ZM26 191V189H25ZM23 191V192H25ZM35 191V189H34ZM38 191V190H37ZM74 192L72 194V192ZM144 191V190H143ZM154 191L152 192V194L154 195ZM196 191V189H195ZM197 191V192H198ZM2 192V191H1ZM15 192V190H14ZM13 192V193H14ZM27 192V191H26ZM137 193H140L138 190H136ZM151 191L148 190V193L147 194H150ZM158 192V191H157ZM191 192H192V189H191ZM202 192V190L200 191ZM127 193V194H126ZM133 193V192H132ZM144 193V192H143ZM162 193V192H161ZM167 193V192H166ZM171 193H172V190H171ZM193 193V192H192ZM190 193V194H192ZM208 193V192H206ZM5 194V192H4ZM17 194V192H16ZM30 194H31V191H30ZM131 194V193H130ZM142 193H140V195L138 194V198L141 196ZM146 194V193H144ZM144 194L142 197H144ZM157 194V193H156ZM159 194V193H158ZM157 194V196H158ZM194 194L196 196V192L193 193V197H194ZM203 194V192H202ZM3 195V194H2ZM7 195V194H6ZM20 195H23L22 193ZM29 195V193H28ZM34 195V194H33ZM38 195V196H37ZM133 195V194H131ZM199 195V193H198ZM197 195V196H198ZM130 196V195H129ZM136 196V195H134ZM147 196V195H146ZM145 196V197H146ZM149 196V195H148ZM160 196V195H159ZM170 196V195H169ZM172 196V195H171ZM174 196V195H173ZM189 196V195H188ZM202 196V195H201ZM200 196V197H201ZM206 196V195H205ZM6 197V196H5ZM10 197V196H9ZM141 197V198H142ZM142 198L144 200H142L141 198L137 199V197H135V201H139V200H142L143 202L148 199V197L146 198ZM152 197V195H151ZM155 197V196H154ZM190 197V196H189ZM191 196V198H193ZM199 197V199H201ZM1 198V197H0ZM4 198V197H3ZM8 198V197H7ZM17 198V199H16ZM131 198V196H130ZM129 198V199H130ZM157 198V197H156ZM169 198V197H167ZM196 198V197H195ZM257 200V203H260V201L258 200H261L263 203L264 198L262 199H258V197H256ZM255 198V199H256ZM5 199V198H4ZM126 199V200H125ZM128 199V200H129ZM134 199V198H133ZM146 199V200H145ZM152 199L154 200V198L152 197ZM152 199H151V202H152ZM162 199V198H161ZM160 199V200H161ZM175 199V198H174ZM194 199V198H193ZM163 200V199H162ZM165 200V199H164ZM188 200H191V199H188ZM10 201V200H9ZM141 201V202H142ZM149 201V199L147 200ZM171 201V199H170ZM172 201H175V200H172ZM171 201V202H172ZM179 201V200H178ZM187 201V200H186ZM193 201V200H192ZM191 201V203H192ZM197 201V200H196ZM199 201V200H198ZM197 201V202H198ZM205 201V199L203 200ZM254 201V202H255ZM25 202V203H26ZM142 202V203H143ZM145 202L143 204H145ZM165 202V201H164ZM163 202V203H164ZM188 202V201H187ZM194 202H195V199H194ZM200 202V201H199ZM208 202V203H207ZM8 203V202H7ZM16 203V202H15ZM37 203V202H36ZM74 203V202H73ZM132 203V202H131ZM134 203V202H133ZM138 203V202H137ZM160 203V202H159ZM175 203V202H174ZM196 203V202H195ZM67 204V203H66ZM93 204V205H92ZM155 204V203H154ZM171 204V203H170ZM198 204V203H196ZM201 204V203H200ZM249 204V205H248ZM254 204V206L256 207V203H251V205ZM264 204V203H263ZM88 205V206H90ZM158 205V204H157ZM166 205V204H165ZM164 205V206H165ZM173 205V204H172ZM182 205V204H181ZM184 205V204H183ZM186 205V204H185ZM188 205V204H187ZM186 205V206H187ZM199 205V204H198ZM205 205V204H204ZM248 205V206H247ZM261 205V204H260ZM137 206V205H136ZM168 206V205H167ZM180 206V205H179ZM189 206L190 203H189ZM195 206V205H194ZM253 206V205H252ZM149 207V206H148ZM147 207V208H148ZM185 207V206H184ZM182 206V208H184ZM193 207V206H192ZM197 207V206H196ZM264 207V205H263ZM96 208V207H94ZM93 208V209H94ZM138 208V207H137ZM160 208V207H158ZM170 209V207H168ZM173 209V207H171ZM176 208V207H174ZM181 208V207H179ZM194 208V207H193ZM251 209L253 212H255L256 214L255 215H252L251 216V220L250 218L248 219V217L250 216L248 213L252 214L251 211L248 210ZM92 209V210H93ZM150 209V208H148ZM200 208H198L199 210ZM255 209V210H256ZM138 210V209H137ZM155 210V209H154ZM188 210V208H187ZM185 210V211H187ZM205 210V209H204ZM259 210V211H258ZM145 211V210H144ZM143 211V212H144ZM172 211V210H171ZM194 211V210H193ZM200 211V210H199ZM249 211V212H248ZM95 212V211H94ZM141 212V211H140ZM177 212V211H176ZM183 212V210H182ZM204 212V211H203ZM146 213V212H145ZM168 213V211H167ZM179 213V212H177ZM181 213V212H180ZM187 213V212H186ZM194 213V212H193ZM192 213V214H193ZM141 214V213H139ZM166 214V213H165ZM198 215V213H196ZM203 214V213H202ZM200 214V215H202ZM93 215V214H92ZM143 215V214H142ZM147 215H150V214H147ZM156 215V214H155ZM161 215V214H160ZM186 215V214H185ZM195 215V214H194ZM199 215V216H200ZM206 215V214H205ZM204 215V217H205ZM183 216V215H182ZM191 216V215H189ZM248 216V217H247ZM140 217V216H139ZM144 217V216H142ZM163 217V216H162ZM165 217V216H164ZM186 216H184V220H186L188 218V215H187V218L185 219ZM195 217V216H194ZM198 217V216H196ZM195 217V218H196ZM203 217V215L201 216ZM203 217V218H204ZM245 217V220H250L248 222H250L251 224H249L248 222H245V223H248V224H244L243 225L241 224L242 223V220L241 219H244ZM132 218V217H131ZM137 218V217H136ZM146 218V217H145ZM148 218V216H147ZM166 218H168L166 216ZM194 219L192 216L190 217V219ZM241 218V219H240ZM162 219V218H161ZM198 219V218H196ZM133 220V218L131 219ZM130 220L129 223H131L132 221ZM135 220V218H134ZM133 220V223H135L137 221V219L135 220L134 222ZM167 220V219H166ZM202 220V218H201ZM204 220V219H203ZM202 220V222H203ZM129 221V219H128ZM149 221V219H148ZM164 221V220H163ZM194 221V220H193ZM192 221V222H193ZM153 222V221H152ZM167 222V221H165ZM184 222V221H183ZM187 222V220L185 221ZM191 222V220H190ZM194 222H197V221H194ZM239 222V224H238ZM128 223V222H127ZM128 223V225H129ZM143 223V222H142ZM164 223V222H163ZM188 223V222H187ZM137 224V222H136ZM147 224V222H146ZM189 224V223H188ZM195 224V223H194ZM200 224V223H199ZM202 224V223H201ZM143 225V224H142ZM145 225V224H144ZM143 225V226H144ZM161 225V224H160ZM134 226V225H132ZM136 226V225H135ZM190 226V225H189ZM193 226V225H192ZM197 226V225H196ZM204 226V225H203ZM97 227V226H96ZM166 227V226H165ZM168 227V226H167ZM178 227V226H177ZM176 227V229H177ZM179 227L181 228V226L179 225ZM178 227V228H179ZM69 228V227H68ZM67 227L64 229V232L66 231V229L69 231L71 228L68 229ZM135 228V227H134ZM140 228V227H139ZM143 228V227H142ZM148 227H146L147 229ZM174 228V227H173ZM189 228V227H188ZM192 228V227H191ZM195 228V227H194ZM73 229V228H72ZM76 229V227H75ZM74 229V230H75ZM95 229V228H94ZM99 229V228H98ZM119 229V228H118ZM138 229V228H137ZM137 229L133 230L136 231ZM163 229V227H162ZM167 229V228H166ZM175 229V228H174ZM173 229V230H174ZM193 229V228H192ZM93 230V228H92ZM151 230V229H150ZM157 230V228H156ZM159 230V229H158ZM164 230V229H163ZM170 230V229H169ZM172 230V229H171ZM181 230V229H180ZM189 230V229H188ZM198 230V229H197ZM202 230V229H201ZM199 229V231H201ZM207 230V231H208ZM66 231V232H68ZM103 231V230H102ZM149 231V230H148ZM168 231V230H167ZM178 231V230H177ZM205 231V230H204ZM131 231V234L134 235L135 233H133ZM139 232V231H138ZM142 232V231H141ZM147 232V230H146ZM145 232V233H146ZM173 232V231H171ZM175 232V230H174ZM173 232V233H174ZM189 232V231H188ZM70 233V231L68 232ZM93 233V232H92ZM155 233V232H154ZM165 233V232H164ZM172 233V234H173ZM201 233V232H200ZM131 234H127L128 237H130ZM141 234V233H140ZM144 234V233H143ZM147 234V233H146ZM151 234L152 231H151ZM163 234V233H162ZM193 234V232H192ZM196 234V233H195ZM136 235V234H135ZM179 235V234H178ZM185 235V234H184ZM202 235V234H201ZM149 236V235H147ZM166 236V235H165ZM182 236V235H181ZM180 236V237H181ZM199 236V235H198ZM97 237V236H96ZM172 237V235H171ZM177 237V236H175ZM195 237V236H194ZM197 237V235H196ZM195 237V238H196ZM131 238L133 239V236H131ZM139 238V237H138ZM147 237L145 236V239ZM150 238V237H149ZM169 238V237H168ZM185 238V237H184ZM202 238V237H200ZM93 239V238H92ZM127 239V238H125ZM131 239V240H132ZM135 239V238H134ZM137 239V238H136ZM151 239V238H150ZM208 239V240H207ZM144 240V239H143ZM142 240V241H143ZM149 239H147L148 241ZM152 240V239H151ZM151 240L149 241V243L151 242ZM168 240V239H167ZM175 240V238H174ZM173 240V241H174ZM180 241V239H178ZM95 241V240H94ZM128 241H129V238H128ZM169 241V240H168ZM166 241V242H168ZM199 241V240H198ZM133 242H135V240L133 241L132 240V243L131 241L128 242L127 244H131V247L130 248H127L128 245H126V247L123 249L122 248V251L125 253V250L127 251L125 254V258L126 260V263L124 264H135V263H139V261H141L142 259H136L137 256L135 255L136 253H134V256L128 252V249H132V246H133ZM159 242V241H158ZM186 242H189L186 241ZM148 243V244H149ZM163 243V242H162ZM174 243V242H173ZM125 244V243H124ZM129 244V246H130ZM141 244V243H140ZM170 244V243H168ZM181 244V243H180ZM193 244V243H192ZM207 244V243H206ZM91 245V244H90ZM151 245V244H150ZM175 245V244H174ZM184 245V244H183ZM190 245V242L189 244ZM187 246H183L182 249L187 248ZM197 245V243H196ZM205 245V244H204ZM149 246V245H147ZM166 246V245H165ZM199 246V245H198ZM201 246V245H200ZM199 246V247H200ZM136 247V246H135ZM134 247V248H135ZM152 247V246H150ZM171 247V246H170ZM179 246H177L178 248ZM182 247V245H181ZM194 247V246H193ZM202 247V246H201ZM137 248V247H136ZM135 248V250H136ZM142 248V247H140ZM140 248L138 249V251L140 250ZM175 248V247H174ZM120 249V248H119ZM147 249V248H145ZM150 249V248H149ZM158 249V248H157ZM163 249H164V245H163ZM162 249V250H163ZM171 249V248H170ZM196 250V248H194ZM134 250V249H133ZM134 250V251H135ZM165 250V249H164ZM176 250V249H174ZM179 250V248H178ZM181 250V249H180ZM187 250L189 251L190 250V247L188 249H186V252ZM201 250V249H200ZM121 251V250H120ZM141 251V250H140ZM143 251V250H142ZM150 251V250H149ZM148 251V252H149ZM157 251V250H156ZM184 251V250H183ZM198 251V249H197ZM131 252H133L131 250ZM151 252L150 251V254L151 255ZM170 252V251H169ZM144 253V251H143ZM146 253V252H145ZM177 253V252H176ZM184 253V252H183ZM188 254L190 252H187ZM185 253V254H187ZM195 253H199L198 252H195ZM165 254V252L163 253ZM174 254V253H173ZM192 256L195 257L196 254H194L193 252L191 253ZM194 254V255H193ZM200 254V253H199ZM203 254V252H202ZM128 255V256H127ZM167 255V254H166ZM178 257L179 255L181 254H176ZM183 255V254H182ZM181 255V256H182ZM190 255V254H189ZM144 256V255H143ZM157 256V255H156ZM172 256V254H171ZM175 256V255H174ZM200 256V255H198ZM115 257V256H114ZM140 257V256H139ZM146 257V256H144ZM149 256H147L146 258H148ZM151 257V256H150ZM165 257V256H163ZM186 257V255H185ZM197 257V255H196ZM157 258V257H155ZM172 258V257H171ZM182 258V257H181ZM181 258L179 259V261H184V260H181ZM184 258V257H183ZM193 258V257H192ZM202 258V257H201ZM243 258V257H241ZM245 258V257H244ZM167 259V258H166ZM238 259V258H237ZM118 260V258H117ZM148 260V259H147ZM172 260V259H171ZM173 260H175L173 258ZM190 260V259H189ZM192 260V259H191ZM196 260V259H195ZM123 261V262H124ZM137 261V262H136ZM151 261V260H150ZM165 261V259H164ZM162 261V262H164ZM197 261V260H196ZM238 261V260H237ZM240 261V260H239ZM186 262H187V258H186ZM190 262V261H189ZM192 262V261H191ZM199 262V261H198ZM197 262V263H198ZM229 262V261H228ZM116 263H118L116 261ZM150 263V262H149ZM168 263V262H167ZM172 263V262H171ZM179 263V262H178ZM195 263V262H194ZM196 263V264H197ZM115 264V263H114ZM141 264V262H140ZM145 264V263H144ZM162 264V263H161ZM169 264V263H168ZM182 264V262L180 263Z\"/></svg>","mask_w":264,"mask_h":264}]
</instances>
